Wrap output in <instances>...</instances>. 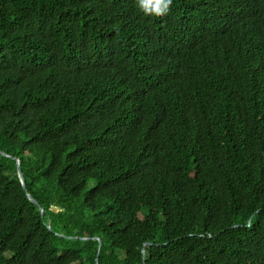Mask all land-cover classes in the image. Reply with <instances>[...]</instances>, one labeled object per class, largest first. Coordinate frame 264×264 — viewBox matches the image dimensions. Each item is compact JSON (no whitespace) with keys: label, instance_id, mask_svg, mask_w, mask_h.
<instances>
[{"label":"trees","instance_id":"trees-1","mask_svg":"<svg viewBox=\"0 0 264 264\" xmlns=\"http://www.w3.org/2000/svg\"><path fill=\"white\" fill-rule=\"evenodd\" d=\"M0 264H264V0H0Z\"/></svg>","mask_w":264,"mask_h":264},{"label":"clouds","instance_id":"clouds-1","mask_svg":"<svg viewBox=\"0 0 264 264\" xmlns=\"http://www.w3.org/2000/svg\"><path fill=\"white\" fill-rule=\"evenodd\" d=\"M138 9L149 16H162L168 14L173 0H136Z\"/></svg>","mask_w":264,"mask_h":264},{"label":"water","instance_id":"water-1","mask_svg":"<svg viewBox=\"0 0 264 264\" xmlns=\"http://www.w3.org/2000/svg\"><path fill=\"white\" fill-rule=\"evenodd\" d=\"M16 170H17V176H18V179H19L20 184H21V186H22V189L25 191V184H24L23 176H22L21 171H20V169H19V164H18V163H16ZM27 198H28V200H29L31 203H33L34 205H37V202H36V201H35L30 195L27 194ZM40 214H41V216H42V214H43V212H42L41 209H40ZM48 229L50 230V227H49V226H48ZM98 242H99V243H98V252H99L100 241H98Z\"/></svg>","mask_w":264,"mask_h":264}]
</instances>
